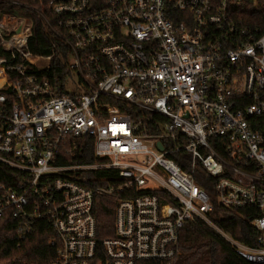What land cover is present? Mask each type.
Returning <instances> with one entry per match:
<instances>
[{
	"label": "built area",
	"instance_id": "1",
	"mask_svg": "<svg viewBox=\"0 0 264 264\" xmlns=\"http://www.w3.org/2000/svg\"><path fill=\"white\" fill-rule=\"evenodd\" d=\"M48 10L66 61L52 78L38 72L51 56L28 48L31 20L0 13V163L22 173L0 185V219L17 221L14 238L45 219L47 264H175L196 217L246 264H264V0H49ZM85 139L91 161L75 152ZM99 196L116 202L102 239ZM219 207L251 212L254 246L210 219Z\"/></svg>",
	"mask_w": 264,
	"mask_h": 264
},
{
	"label": "trees",
	"instance_id": "2",
	"mask_svg": "<svg viewBox=\"0 0 264 264\" xmlns=\"http://www.w3.org/2000/svg\"><path fill=\"white\" fill-rule=\"evenodd\" d=\"M48 2L49 0H0V8L7 6L12 12L31 20L28 48L36 56H51L49 67L38 72L52 78L57 71H63L66 61L65 59L61 61L54 54L53 44L58 47L61 42L44 19L52 18ZM252 10L248 5L240 7V13L245 17L253 15ZM254 11L258 13L257 9ZM1 55H4V52L0 48ZM148 116L157 117L153 113ZM82 143L84 144L76 147L75 152L80 161H91L92 141L85 139ZM174 158L178 160L177 157ZM21 175V172L0 163V185L17 187ZM115 203V200L107 197L95 198L94 215L98 239L113 234ZM250 216L251 212L248 209L232 211L219 207L210 219L235 239L254 246L256 230L249 223ZM16 230V220L10 216L0 219V264H47L53 258L54 248L49 245V240L54 237V232L47 220L35 221L33 231L20 241L14 238ZM179 235V255L175 264H246L218 232L199 218L188 220Z\"/></svg>",
	"mask_w": 264,
	"mask_h": 264
},
{
	"label": "rangeland",
	"instance_id": "3",
	"mask_svg": "<svg viewBox=\"0 0 264 264\" xmlns=\"http://www.w3.org/2000/svg\"><path fill=\"white\" fill-rule=\"evenodd\" d=\"M0 9H1V10H0V13H1V14H12V15L18 16L17 13L12 12V11L9 9V7H7V6H5V7H1Z\"/></svg>",
	"mask_w": 264,
	"mask_h": 264
},
{
	"label": "water",
	"instance_id": "4",
	"mask_svg": "<svg viewBox=\"0 0 264 264\" xmlns=\"http://www.w3.org/2000/svg\"><path fill=\"white\" fill-rule=\"evenodd\" d=\"M159 148H161L160 144H159Z\"/></svg>",
	"mask_w": 264,
	"mask_h": 264
}]
</instances>
